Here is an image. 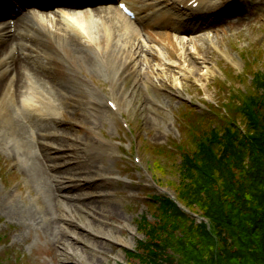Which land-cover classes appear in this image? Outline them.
<instances>
[{
	"label": "rangeland",
	"instance_id": "1",
	"mask_svg": "<svg viewBox=\"0 0 264 264\" xmlns=\"http://www.w3.org/2000/svg\"><path fill=\"white\" fill-rule=\"evenodd\" d=\"M159 1L163 2L162 0L132 2L144 10L140 14L142 19L132 20L133 23L130 25L138 35L136 43L147 44L152 53L149 54L148 49L144 50L139 58L142 60L149 57L154 60L149 77H143L142 83L138 82L140 74L145 71L141 63L137 67L118 65L116 71L119 74L113 79L104 76L96 67L90 68V72L86 66L76 70V75L81 79H92L108 101H111V92L116 93L121 87L129 93V103L121 113L109 112L104 121L99 116H94L96 119L94 124H98L96 132L100 137L96 139L101 143L105 141L112 143L114 149L92 159L77 153L82 151L81 149L59 153V156L44 157L38 152L37 141L22 136V132L18 130L10 131L1 127L3 134L9 138L25 141L20 150L28 158L31 157L32 149L36 160L42 165V177L39 175L35 178L30 177L33 159L29 161V165L22 166L15 161L14 147L10 152L0 147V264H129L125 252L133 250L137 242L144 238L143 231L138 228L141 216L148 214L150 218L152 214H159L155 204L148 200L147 196L166 194L176 199L177 190L182 187L181 174L177 168L179 157L174 154L175 146L189 144L191 134L197 133L195 129L199 130L198 126L203 123L208 124L205 120L211 121L212 117L218 119V114L227 115L231 108L228 109L225 105L235 103L240 106L244 98L241 93L254 89L252 73L264 74V0H236V5L223 7L220 14L210 17V20L201 15H194L195 17L192 15L193 19L188 21L191 28L204 27V32H201L212 39L210 47L204 46L202 52H197L195 48L198 44L196 41L198 33L191 34L185 32L184 28L178 29L155 20L158 17L163 19L164 17L158 14L167 12L166 10L171 11L174 18L186 16L183 4L178 7L181 11L175 10L176 6L173 5L164 8V2L153 9L152 6ZM212 2L226 4L228 0ZM197 5L195 3L193 7L196 8ZM161 8L164 9L158 12ZM148 14L151 16L150 21L143 19ZM103 21L102 17L91 14L83 23L90 34H96L95 26L102 24ZM224 21L226 23L221 25ZM89 22L94 25L93 28L89 27ZM168 31L176 34L173 35L172 41L177 44L179 53L184 51L183 47L186 44V50L193 54L192 61H185L179 54L170 58L163 46L147 38V32L163 36ZM89 33L84 32L86 35ZM69 36L79 38L74 33ZM50 38L44 34L23 37L38 47L52 46L57 50V46L54 45L57 42L51 43ZM11 41L14 42L10 39L8 43ZM204 51L206 54H203ZM16 56L24 60L32 72L41 75L49 87L71 86L59 78L60 74L67 71L66 62H62L59 55L51 58L52 74L39 68L28 58L18 54ZM54 74L59 77H53ZM77 89L79 97L71 101L63 113L65 124L70 126V129L63 126L56 130L58 135L71 137L73 141H79V137H95L87 129L88 124L94 119L87 118L90 122L80 121L87 107V99L85 88L77 85ZM254 92L256 95H262L261 91ZM75 106L77 109L73 111ZM231 121H235L240 133H245L247 121L242 116ZM204 131L205 128L202 129V133ZM51 142L53 145L57 143ZM48 160L57 164L65 162L70 164L50 171L44 165ZM88 172L100 174L96 186L87 190L65 189L64 195L71 197L87 194L88 198L80 199L76 203L92 206L94 211L100 214L101 219L98 220L86 210L73 205L71 208L77 210V214L71 227L76 234L62 235L58 223L51 222L59 221L56 214L54 215L58 213V209L49 201L51 197L59 195L57 185L52 183V179H67L76 173ZM37 197L38 200L35 199ZM67 201L72 204V201ZM50 206H53L54 213L50 220H44V212ZM260 206L264 207L263 204ZM83 223H90L94 228L100 225L114 232V238L89 234L84 230L86 228L83 227ZM258 234L262 236L260 239L262 241L264 234ZM119 238L121 241L117 240ZM225 238L227 242L222 247L225 250L221 249L215 256L204 247V244H201L199 253L192 249L194 247L189 246L185 253V263L188 264L189 254L192 253L197 257V261L203 264H215L221 257L225 256L222 259H227L228 255L234 264H238L236 261L242 257L236 256L231 235L226 234ZM192 240L196 245L195 238ZM252 248L246 247L245 252L252 251ZM223 252L229 254L226 256ZM253 258L254 264H261ZM230 259L228 260L231 261Z\"/></svg>",
	"mask_w": 264,
	"mask_h": 264
},
{
	"label": "bare ground",
	"instance_id": "2",
	"mask_svg": "<svg viewBox=\"0 0 264 264\" xmlns=\"http://www.w3.org/2000/svg\"><path fill=\"white\" fill-rule=\"evenodd\" d=\"M14 1L19 6L23 3V0ZM43 1L47 2V0ZM100 1H104L106 4V0ZM134 1L122 0L121 2L128 3L130 8L137 13L138 18L142 19L140 14L144 10L142 11V8L135 6L132 3ZM162 1L165 3L164 8L173 5L176 6L175 10L177 11H181L178 7L183 4L182 8L187 12L184 14L186 16H177L174 18L172 17L173 13L166 10L167 12L158 14V16L162 15L164 17L163 19L158 17L155 20H158L161 24L167 23L178 29L184 28L183 30L185 32L191 34L198 33L199 35L196 37L198 44L195 47L197 52H202L204 46L209 48L212 39L203 33L204 27L195 26L193 29L191 28L188 21L193 19L192 15H201L210 20V17L219 15L220 9H223V7H232L237 3L236 0H228L226 4H219L212 2V0ZM163 2H157V4L152 6L153 9H156ZM195 2H198L196 8L193 7ZM10 3L13 4L12 0H0V17L7 14L4 12V9ZM41 3L43 2L39 3L31 0V12L28 13L31 16L21 17L20 15L12 14L9 19L11 22H14V25L6 24L0 26V147L6 152H10L14 147L16 149L15 153H13L15 161L22 166L29 165V161L33 159V166H30L32 170L30 177L32 176L34 178L38 175L42 177V165L36 160L32 149L30 150L31 157L28 158L20 150L22 148L20 146L24 145L25 141H19L14 137L9 138L3 134L2 128H7L10 131L18 130L20 133L22 132V136H28L37 141L38 152L44 157L59 156V153H69L74 149H81L82 151L77 153L82 157L87 159L95 158L102 153L114 149V145L106 141L105 143H101L96 139L100 137L96 132L98 124H94L96 122L94 116L97 115L104 121L109 112L121 113L126 104L129 103L130 96L121 87L116 90V93L114 91L111 92V101H108L100 87L95 85L92 79H81L76 75V70L86 66L90 72V68L96 67L104 76L113 79L114 76L119 74L116 71L118 65H123L124 67L132 65L137 67L141 63L142 69L145 68V71L143 74H140L141 76L138 78V82L142 83L141 80H143V77H149V70L154 67V60L151 58L144 57L142 60L139 58L144 50L148 49L147 51H149V46L144 43L143 45L141 44L142 46L136 43L138 35L130 26L132 23L131 20L127 17H122L117 8L107 10L109 7L114 6L98 5L92 7V5H89L92 2L88 0H75L73 3L65 0H57L55 9L44 11V6ZM164 8L159 9L158 12ZM92 12L94 16L102 17L104 20L102 24L95 26L96 34H90L83 23L87 18H90V13ZM55 14L63 16L49 17ZM150 17L148 14L143 19L150 21ZM225 23L226 21L221 23V25ZM89 24V27H94L91 22ZM153 24L149 23V25ZM14 28L15 31H13ZM84 32L89 33V35L84 34ZM71 33L78 35L79 38L69 36ZM39 34L51 37V43L53 41L57 42L54 43L57 46V50L52 46L48 48L38 47V45L30 43V41L19 38L20 36L26 38L34 37ZM173 35L176 34H172L171 31L166 32L163 36H159L157 33L147 32V38L151 42H156L163 46V49L167 51L170 58L172 55L176 56L179 54L185 61H192L194 59L191 58L193 54L188 49L186 50V44L183 47L184 51L182 53L178 52L179 48L177 44L172 41V38H174ZM10 39L14 40V42L11 41L12 43H8ZM53 53H57L60 56V60L66 62L67 67V71L60 74V77L57 74H54L53 77H59L62 82L71 85L69 88L49 87L41 75L32 72L29 66L25 64V61L16 56V54L24 56L39 68L50 73L51 58L57 56ZM203 54H206V51ZM74 83L85 88L86 91L85 98L87 99V107L80 121L90 122L88 121L89 119H94L88 124L87 129L95 137H79V141H73L71 137L60 136L56 131L59 127L63 126L70 129V126L65 124L63 113L65 108L70 106V102L77 100L79 97L77 85ZM76 109L77 106L73 108V111ZM59 139L61 140L59 141ZM51 141H54V143L57 142L55 143L56 145H53ZM69 164L70 162L57 164L48 160L44 165L48 170L56 171L62 166H69ZM99 177L100 174L88 172L76 173L67 179H52V183L57 185L59 195L54 198L51 197L49 201L51 205H56L58 213H54L52 210L53 206H50L44 212V220H50L54 213L59 221L55 222L52 220L51 222L53 224L58 223L61 234L75 235L76 232L71 226L76 218L77 210L71 208L73 205L78 209L86 210L88 214L96 219H101L100 214L94 211L92 206L88 207L76 203L80 199L88 198L87 194L83 193L71 197L64 195L65 189L81 188L87 190L93 188L100 180ZM35 199L38 200L39 198L37 197ZM67 200L72 201V204ZM83 227L86 228L84 230L89 234L98 235L103 238H114V232L100 225L94 228L90 223H83ZM54 229L56 231V228ZM59 236L60 234L58 233L57 237ZM117 240L121 241L120 238Z\"/></svg>",
	"mask_w": 264,
	"mask_h": 264
},
{
	"label": "trees",
	"instance_id": "3",
	"mask_svg": "<svg viewBox=\"0 0 264 264\" xmlns=\"http://www.w3.org/2000/svg\"><path fill=\"white\" fill-rule=\"evenodd\" d=\"M252 82L254 89L241 93L240 106L225 105L231 108L227 115L205 120L208 124L195 129L189 144L175 146L182 187L176 199L147 196L159 214L141 216L138 228L144 238L125 252L129 264H186L189 246L199 253L201 244L215 256L227 242L226 234L233 239L236 256L242 257L236 263L254 264L255 256L264 264V239L258 234H264V74L252 73ZM241 116L247 121L244 134L231 121ZM246 247L252 251L245 252ZM189 255L188 264H203ZM224 257L215 264H234L230 255Z\"/></svg>",
	"mask_w": 264,
	"mask_h": 264
}]
</instances>
